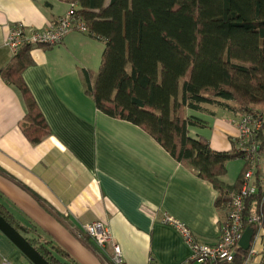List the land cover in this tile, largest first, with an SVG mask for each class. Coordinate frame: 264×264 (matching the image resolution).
I'll use <instances>...</instances> for the list:
<instances>
[{
  "label": "crops",
  "instance_id": "obj_1",
  "mask_svg": "<svg viewBox=\"0 0 264 264\" xmlns=\"http://www.w3.org/2000/svg\"><path fill=\"white\" fill-rule=\"evenodd\" d=\"M69 8L61 0H0V169L7 173L0 172L2 201L81 264H105L93 241L80 237L83 226L92 222L110 229L126 264H199L180 229L164 218L183 224L197 241L215 244L226 217L216 207L218 191L144 129L97 108L86 93L83 73L92 71L95 80L103 40L72 31L59 45L32 48L34 63L23 78L52 134L38 144L24 135L22 93L2 74L13 58L7 36L17 23L46 28ZM204 107L195 113L207 126L191 129V135L206 136L215 151L234 149L233 141L239 147V112ZM233 161L241 162V171L244 160ZM228 175L227 166L226 183L239 176L227 180ZM253 247L255 254L246 264H263L264 237ZM0 256L12 264H32L2 236Z\"/></svg>",
  "mask_w": 264,
  "mask_h": 264
},
{
  "label": "trees",
  "instance_id": "obj_2",
  "mask_svg": "<svg viewBox=\"0 0 264 264\" xmlns=\"http://www.w3.org/2000/svg\"><path fill=\"white\" fill-rule=\"evenodd\" d=\"M61 1L75 8L87 25L86 33L105 42L95 80L92 71L83 73L86 93L97 108L138 125L176 161L211 182L218 191L216 207L227 214L229 195L240 189L250 167L239 152L241 142L237 147L233 141L230 151H215L206 136L194 137L191 129L207 126L195 113L205 111V105L217 103L241 114L258 107L263 125L250 142L264 150V0ZM32 48L23 46L2 74L22 93L27 112L20 127L32 144H38L52 131L23 78L34 63ZM236 158L245 164L236 181L228 184L223 180L227 162ZM260 174L258 168L257 191L246 199L244 212L245 227H254V238L259 226L250 218L256 213L264 237ZM0 213L50 264H81L36 225L16 217L1 194ZM92 244L109 260L107 249ZM249 251L239 247L234 260L222 264H246Z\"/></svg>",
  "mask_w": 264,
  "mask_h": 264
},
{
  "label": "built area",
  "instance_id": "obj_3",
  "mask_svg": "<svg viewBox=\"0 0 264 264\" xmlns=\"http://www.w3.org/2000/svg\"><path fill=\"white\" fill-rule=\"evenodd\" d=\"M72 31H88L86 23L78 17L74 7H70L56 23L43 29H32L23 23H17L11 28L6 44L12 54L16 55L25 45L31 47L59 45ZM238 115L239 140L241 142L239 152L244 155L251 168L249 167L246 171L240 189L232 191L229 195L230 200L225 205L228 212L220 225L219 240L212 245L201 243L183 224L172 217L164 218V222L171 223L180 229L192 248V260L199 264H222L234 260L236 250L239 248V241L246 229L244 224L246 199L257 191L255 172L258 168H261L260 181L264 192V150L260 151L256 143L250 142L262 128L263 115L257 109H254L252 113H239ZM250 220L259 226V231L254 238L256 241L263 236L261 217L256 213L251 215ZM82 231L80 237L89 238L98 247L109 251V260L105 259V264H126L121 246L113 241L111 231L106 225L102 222L87 223L83 226ZM253 243L246 263L255 254ZM0 264L12 263L7 258L0 256Z\"/></svg>",
  "mask_w": 264,
  "mask_h": 264
},
{
  "label": "water",
  "instance_id": "obj_4",
  "mask_svg": "<svg viewBox=\"0 0 264 264\" xmlns=\"http://www.w3.org/2000/svg\"><path fill=\"white\" fill-rule=\"evenodd\" d=\"M0 232L32 263V264H50L44 256L0 213ZM255 235V229L248 226L242 234L239 241V247L243 250H249L252 246V240Z\"/></svg>",
  "mask_w": 264,
  "mask_h": 264
},
{
  "label": "rangeland",
  "instance_id": "obj_5",
  "mask_svg": "<svg viewBox=\"0 0 264 264\" xmlns=\"http://www.w3.org/2000/svg\"><path fill=\"white\" fill-rule=\"evenodd\" d=\"M207 106H210V105H207ZM219 105L217 103L215 104H212L211 107H218ZM258 108V107H255V109ZM229 162V161H228ZM228 166V176H227V180H231V179H236V177L238 176L239 174V171L241 169V162H229L227 164ZM246 173V172H245ZM244 173V175H245ZM244 177V176H243ZM0 236L4 237L5 239H7L1 232H0ZM8 240V239H7ZM9 241V240H8ZM6 258V257H5ZM10 261V260H9Z\"/></svg>",
  "mask_w": 264,
  "mask_h": 264
}]
</instances>
